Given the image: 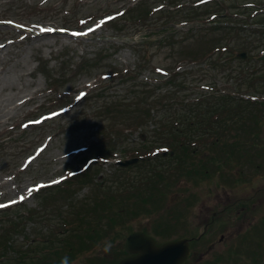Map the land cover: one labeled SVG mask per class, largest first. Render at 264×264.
<instances>
[{
  "label": "rangeland",
  "instance_id": "obj_1",
  "mask_svg": "<svg viewBox=\"0 0 264 264\" xmlns=\"http://www.w3.org/2000/svg\"><path fill=\"white\" fill-rule=\"evenodd\" d=\"M185 1L187 7L193 6L190 0ZM139 2L0 0V204L6 205L0 208L1 245L5 238L10 241L13 248L9 256L13 258L14 253L35 244L36 251L52 264L58 260L54 261L57 257L53 258L55 254L49 255V252L61 250L60 256L72 257L68 254L71 245L77 249L73 251L71 264H101L118 259V251L124 249L128 236L135 231L143 230L159 243L204 233L200 243L192 244L194 253L186 264H206L218 257L225 259L220 263L264 264V147L255 145V132H250L255 144L243 146L249 153H256L250 154L253 159L245 157L249 156L245 153L236 158L237 154L229 157L231 154L225 152L220 162L221 173L211 172L208 177L198 175V179L186 174L167 181L170 186L164 182L158 187L162 192L153 198L159 199L150 202L160 207L154 214L130 216L131 220L110 230L96 243L87 236L90 220L87 219L88 224L80 221L85 212L111 208L110 216L120 211V216L125 217L130 211L132 197L127 200L130 196L123 192L125 185L131 181L132 186L136 181L133 172L136 168L126 173L131 177L123 178L116 161L139 157L131 154L135 147L143 154L151 151L143 148L150 145L146 130L126 129V137L114 141L113 149L107 153L113 154L107 162L98 156L96 164L85 163L87 157L99 155L94 151L98 143L106 147L110 139L105 131L111 128L108 123L102 126V131H97L96 124L101 112L107 113L101 105L110 94L114 99L125 95L126 86L142 79L163 85L165 89L164 82L177 72V84L190 88L181 94L190 96V101L208 97L211 92L230 90L238 92V96L264 100L263 90L249 87L257 82L258 89L259 80L264 76V73L253 75L257 69H264V24L259 22L262 16L250 20L247 15L237 17L232 13L229 20L233 26L221 32L206 28L225 20L224 17L214 18V22L204 18L196 23H185L168 32L161 27L157 33H149L164 21L165 18L158 21L163 10L154 14V21L148 19L139 27L131 25L125 16L120 17ZM228 6L224 4L225 8ZM208 7L203 5L193 12L200 15ZM112 13L117 15L112 16ZM238 35L240 38L236 40L233 36ZM223 45L238 53L246 52V58L222 60L224 50L213 53L212 49ZM208 52L214 55L211 57ZM216 61L222 65L215 66ZM157 71L161 74L157 75ZM125 73H130V78L140 73V78L128 80ZM123 115L120 112L114 120L121 122ZM36 119L45 121L36 124L33 122ZM99 132L103 136L97 134ZM150 153L153 155L152 151ZM146 155L149 156L147 153L142 156ZM213 156L211 151L203 158ZM248 161L252 164L247 166ZM174 162L168 161L167 167H172ZM194 167L197 165L190 164L189 169ZM142 168V172H150L149 166ZM168 168L164 170L165 175ZM84 170L90 181L82 183L79 177L72 178ZM69 181L77 183L57 194ZM38 185L43 187L38 188ZM102 187H113L114 192L106 193ZM29 189H33L31 194ZM112 198L121 200V204L108 205L106 202ZM226 200L236 202L238 209V216L230 218L233 226L219 214ZM124 205L128 206L123 213ZM138 207L134 204L131 209ZM179 213L185 218L174 222ZM109 217L100 221L104 230L109 229ZM167 223L173 227L169 229ZM5 230L8 233L2 236ZM118 230L122 234L116 237ZM226 233L231 238L220 242V237ZM234 233L242 237V247L236 249L239 244L233 250L240 254L234 256L232 251L224 254V247L235 242ZM206 240L215 242L208 254H205L208 251ZM108 246L109 250L104 251ZM202 253L205 256L201 261L198 259Z\"/></svg>",
  "mask_w": 264,
  "mask_h": 264
},
{
  "label": "trees",
  "instance_id": "obj_2",
  "mask_svg": "<svg viewBox=\"0 0 264 264\" xmlns=\"http://www.w3.org/2000/svg\"><path fill=\"white\" fill-rule=\"evenodd\" d=\"M139 1V4H134L131 6V8L129 7L120 15V17L125 16V19H127L131 25L139 27L140 25H143V22L148 19L149 21H154V14L163 10L160 12L162 15L158 21L161 22L162 18H165L164 21H162V24H156L154 27L155 29H150L149 33H157L158 31L162 30L161 27L166 29L164 32H168L170 29L181 24L196 23L204 18H207L206 21L212 22L214 18L224 17L225 20H219L216 21V23H211L210 27L206 28H211L212 31L219 30V32H221V30H227L233 26V24L230 25L229 20V18L231 19L232 17V13L237 17L239 15H247L250 20L253 19V17L255 18L262 16L259 19V22L260 24H264V10L259 7H264V4L262 3L264 0H190V4L193 5L190 7L186 6L185 0H166V2H163L162 0ZM224 4L229 5L228 8H225ZM203 5H208L209 7L203 10L202 14L200 15L194 14V8L197 9ZM167 6L172 7V9H165ZM233 9H242V11L237 12ZM111 15L116 16L117 13H112ZM137 31L140 32L138 29ZM233 37L236 40L240 38L239 35ZM247 48L250 49L249 46ZM221 50H224V55H221L222 60L224 58L227 59V57H233L234 60L240 58L238 57V50H230L229 46L225 45L214 47L212 52L215 53L216 51ZM212 52H208L210 53L209 56L211 57L214 55ZM262 58L264 59V57ZM214 65L216 66L222 64L221 62H217ZM260 70L262 71L257 73ZM159 73L160 72L158 71L156 72L157 75ZM255 73L253 75H261L264 73V69H257ZM136 74L137 77L133 78L128 77L130 73H125L124 76L128 80L136 81V78H140V73ZM178 77L179 76L177 72H174L170 79L167 80V82H164L166 86L165 89L163 85L160 86L157 83H151L143 79L136 81L125 87V95L117 96L114 99V96L110 94L106 100L107 102H104V104L101 105V108L103 110L105 109L107 113L103 114L101 112V114L98 116V119L96 120V124L98 126L97 131H102V126H105V123H108L111 128H107L105 131L109 134L106 136H109L110 139L106 142V147L102 143H98L97 148L94 151H96L95 154L99 155L87 157L85 159V163L97 161L98 156L100 158H104V162H107V160L113 155L107 153L113 149L114 141L120 139L121 137H126L124 136L126 129H128V131L130 129H138V131L146 130L145 132L149 134L150 137V145H143V148H150L152 152L163 149L175 151V153L174 155L169 154L164 157L162 155H151V151H147L146 153L149 156H144L145 158L140 159L137 164L126 168H118L123 178L125 175L127 178L131 177L130 174L126 173L132 171L131 168H136L135 171H133L135 173L136 181L132 186H130L131 181L128 183V185H125L126 188H124L123 192L130 196L127 198V200H131L132 197L130 202L131 204L129 203L130 211L127 214L128 216L125 217L120 216V214H122L120 211L116 212L115 215L110 216L112 212L111 208L99 211H90V213L85 212L83 215H81V222L88 224L87 219L90 220V224L88 226L89 232L87 236L93 243L98 242L104 236L108 235L110 230L115 229L118 225L124 224L126 221L131 220L130 216L134 218L142 214H147L150 216L151 214H154L156 210L160 209L158 204H152L150 202L157 201L159 199L153 197L155 195L161 194L162 191L160 192L161 189L158 187L164 184V182L177 179L179 176L183 178L186 176V174L189 177L198 179V175L208 177L211 172L221 173L220 162L222 163V156L225 154V152L231 154H227L229 157L234 156L236 149L239 147H247L255 144L252 142L254 137L250 132H255V145H257V147H264V100L246 102L244 98L242 99V97L237 95L238 92L230 90L223 93L211 92L209 93L208 97L204 96V98L201 97L190 101V96L187 94H181V92L190 88L178 85L176 82ZM252 78L254 79V76H252ZM259 81L261 84L258 89L257 82L249 87L264 91V76ZM181 87H183V90ZM161 108L162 110L158 112V110ZM120 112L124 113L122 117L124 120L117 122L114 119L119 115ZM241 131H246L247 134L240 136L238 132ZM97 134L103 136V134H100V132ZM230 140L235 142L231 143L229 142ZM190 149L193 151H189ZM211 151H213L214 156L211 159L207 158V160H205L203 157L207 156ZM131 152V154L138 155L139 157H143L142 155L146 154L141 153V149H137L136 147L135 149L131 150ZM83 153L84 152L81 154ZM208 159L210 162L207 164L206 162L209 161ZM173 160H175V162L173 163L172 167L168 168V161ZM190 164L197 165V167L189 169ZM144 165L149 166V173H145V171L142 172V167H144ZM213 166H216V169L211 170L210 167ZM167 168V175H165L164 170ZM85 171L86 170L80 172L77 175H73L72 178L79 177L78 181L82 183L90 181L91 179L87 178L88 174ZM76 183L77 181L67 182L66 187L63 189H58L59 191H57V194H60L62 191L69 190V188H71ZM170 185V183L166 184V186ZM102 189L103 191H106V193L114 192L113 187H102ZM119 201L121 200L112 198L106 203L108 205L110 203L119 205L121 204ZM122 203H126V201L122 200ZM134 204L139 206L138 209H131V206ZM127 206L128 205H124L121 208L123 213L125 210H127ZM93 213H95V217H92ZM105 217H109L110 220L108 230L102 229V224L100 222ZM183 218H185L183 213L176 214L174 222L178 219H180L179 222H182ZM72 221L76 223L75 218H72ZM166 226L169 229L173 227L171 223H167ZM130 227L131 226H129L128 229H130ZM7 233L8 230H5L2 236L6 235ZM120 234L122 233L118 230L115 236L117 237ZM0 239H3V237ZM31 245L32 243L29 244L25 250H20L14 253L16 256L11 258L9 254L13 246L10 241L5 238L3 246L0 242V264H52V262H48L40 252L36 251L35 244H33L34 246L30 247ZM68 247H71L68 250V254L72 257L67 258V264H71L73 261L72 258H74V254L77 249L74 250L71 245ZM84 249H88V247H85ZM59 251L51 250L49 252V255L55 254L52 256L53 258L57 257L54 259V261L58 260L55 261V264H61L62 259L66 257L65 255L60 256ZM73 251L75 252L73 253ZM51 252L53 253L51 254ZM118 253H120V257H118V259L115 261L101 264H115L125 255H127L124 249H120ZM232 254L235 256L240 254V252L234 251ZM223 260H225L223 257H218L213 261H206V264H229L220 263Z\"/></svg>",
  "mask_w": 264,
  "mask_h": 264
},
{
  "label": "water",
  "instance_id": "obj_3",
  "mask_svg": "<svg viewBox=\"0 0 264 264\" xmlns=\"http://www.w3.org/2000/svg\"><path fill=\"white\" fill-rule=\"evenodd\" d=\"M240 57L245 58L246 52H241ZM174 152L172 151L171 154ZM167 151L163 152L166 156ZM139 157L116 162L121 167H128L138 163ZM129 256L121 259L116 264H184L191 255V245L187 238L168 240L157 244L156 239L144 231L131 233L124 245Z\"/></svg>",
  "mask_w": 264,
  "mask_h": 264
},
{
  "label": "flooded vegetation",
  "instance_id": "obj_4",
  "mask_svg": "<svg viewBox=\"0 0 264 264\" xmlns=\"http://www.w3.org/2000/svg\"><path fill=\"white\" fill-rule=\"evenodd\" d=\"M240 97H242V99H243V97H244V95H241ZM239 97V98H240ZM244 100L247 102V101H251L252 99H249L248 97H244ZM238 134L240 135V136H243V135H246L247 133H246V131H244V132H238ZM246 147H239L238 149H236V153L235 154H237V156H235L236 158H239V156H242L244 153L245 154H247V155H249V156H245V157H248V158H251V159H253V157L252 156H254L256 153L254 152H250L249 153V151H246V150H244ZM251 149V148H250ZM254 150H257V148L256 149H254ZM250 154L252 155L251 157H250ZM256 165H258L256 162H254ZM247 164V166L249 165V164H252V162H249L248 161V163H246ZM231 200H226V202H224V203H226V206H223V207H221L220 209H219V214L221 215V216H224L227 220H229L230 221V226H233L234 225V223L232 222V220L230 219L233 215H237L238 214V209H237V206H236V202H230ZM242 209L240 208V211H241ZM236 211V212H235ZM217 214V212H214V215H216ZM238 216V215H237ZM233 232V231H232ZM242 232V231H241ZM203 236H204V233H201V234H199L197 237H188V238H190V244H191V256H190V259H191V257L193 256V253L194 252H192L193 251V246H192V244L193 243H195V245L197 244V242H201L202 240H203ZM227 237V238H226ZM229 238H231V235H229V234H222V236L220 237V242H223L224 240H227V239H229ZM234 240H235V242H234V244H230V247H228L227 248V246H225L224 247V249L226 250L225 252H224V254H226L227 252H229V251H232L233 252V250H235L234 249V246L236 247L237 245H239L236 249H238V248H240V247H242V244L241 243H243V241H242V237L241 236H238L237 234L235 235V233H234ZM159 243V242H158ZM161 243V242H160ZM213 245H215V242L213 241V243H212V241L210 242V241H207L206 240V247H207V252H205V254H208V253H210L211 252V250H213ZM205 254H201L200 256H199V259L198 260H201L202 261V258H204V256H205Z\"/></svg>",
  "mask_w": 264,
  "mask_h": 264
},
{
  "label": "snow or ice",
  "instance_id": "obj_5",
  "mask_svg": "<svg viewBox=\"0 0 264 264\" xmlns=\"http://www.w3.org/2000/svg\"><path fill=\"white\" fill-rule=\"evenodd\" d=\"M107 19H112V17H108ZM101 23H103V21H102ZM99 26H100V25H97V27H99ZM42 31H53V29H42ZM62 31H63V30H62ZM89 31H92V29H89ZM74 35H83V33H74ZM0 47H2V45H0ZM81 95H83V93H82ZM58 182H59V181H52V183H58ZM37 187H38V188H39V187H43V185H38ZM28 191H29V194H31V192L33 191V189H29ZM20 199L23 200L24 197L21 196ZM10 203H15V201H10ZM4 207H6V205H4V204H0V208H4Z\"/></svg>",
  "mask_w": 264,
  "mask_h": 264
},
{
  "label": "clouds",
  "instance_id": "obj_6",
  "mask_svg": "<svg viewBox=\"0 0 264 264\" xmlns=\"http://www.w3.org/2000/svg\"><path fill=\"white\" fill-rule=\"evenodd\" d=\"M109 247H105L104 251H108L109 250ZM61 264H67V257L63 258L62 261H61Z\"/></svg>",
  "mask_w": 264,
  "mask_h": 264
}]
</instances>
